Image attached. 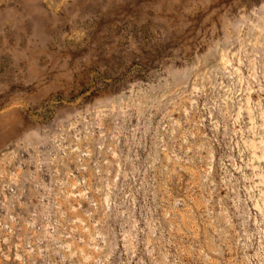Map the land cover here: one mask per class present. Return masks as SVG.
<instances>
[{
	"label": "rangeland",
	"instance_id": "374dc122",
	"mask_svg": "<svg viewBox=\"0 0 264 264\" xmlns=\"http://www.w3.org/2000/svg\"><path fill=\"white\" fill-rule=\"evenodd\" d=\"M0 264H264V0H0Z\"/></svg>",
	"mask_w": 264,
	"mask_h": 264
}]
</instances>
